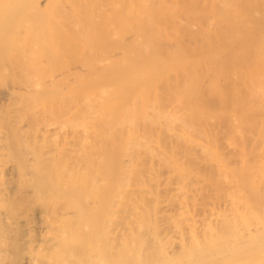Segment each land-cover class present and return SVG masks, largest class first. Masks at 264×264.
Listing matches in <instances>:
<instances>
[{
  "label": "bare ground",
  "instance_id": "obj_1",
  "mask_svg": "<svg viewBox=\"0 0 264 264\" xmlns=\"http://www.w3.org/2000/svg\"><path fill=\"white\" fill-rule=\"evenodd\" d=\"M263 34L264 0H0V264H263L261 207L212 221V161L222 155L212 146V74L232 70L237 50L260 59ZM214 44L232 52L214 47L212 59ZM59 45L79 52L78 65L58 70L80 82L69 79L78 113L70 108L68 136L51 119L37 126L39 104L63 92L50 68L52 55L71 59Z\"/></svg>",
  "mask_w": 264,
  "mask_h": 264
},
{
  "label": "rangeland",
  "instance_id": "obj_2",
  "mask_svg": "<svg viewBox=\"0 0 264 264\" xmlns=\"http://www.w3.org/2000/svg\"><path fill=\"white\" fill-rule=\"evenodd\" d=\"M233 18L234 19H236L237 20V17L235 18L234 16H233ZM233 19V20H234ZM238 19H239V17H238ZM239 20H242V17H240V19ZM239 20H237V21H239ZM8 32H10V31H8ZM261 36H262V34H260ZM259 35V36H260ZM263 36H264V34H263ZM256 38H258V35H257V37ZM262 39H264L263 37H262ZM262 40H260V42H261ZM234 43H231L230 42V44H228V45H230V47H231V49H238L236 46V44L235 43H237L236 41H233ZM263 43V42H262ZM231 44H234V45H232L231 46ZM214 45H216V46H213L212 48H218V44H214ZM221 46L222 48H224V47H226L225 49L227 50V48L229 49V46ZM61 46V49L59 48ZM53 47H55V46H51V49L53 48ZM63 47V48H62ZM221 47H219L220 49H222ZM234 47V48H233ZM213 49V51H212V55H213V57H212V59L215 57L216 58V56H218L219 54H218V52L216 53V49ZM218 48V49H219ZM50 49V50H51ZM54 49H56V48H54ZM65 47L64 46H62V45H59L58 46V51L60 52V50H61V52L62 53H64L63 55H61L60 53V55L62 56V60H64L65 58H67V59H70V61H66V60H64L63 62H60L61 60H59V58L57 59V57H55L56 55H52V56H54L53 58H54V62L52 61V59L50 58L51 57V53L50 54H48V55H50L49 56V58H48V60H49V64H48V60H46L44 57L42 58L43 59V62L41 61L40 63H41V65H42V63H44L43 64V67H44V65H45V61L44 60H46L47 61V64H48V68L47 67H45L44 69L46 70V71H44V73L46 72L47 73V77L49 78V74H48V72H49V70H50V68L53 70H51V72L53 73L54 71H55V73L56 74H58V75H60V73L62 72V74L65 72L64 71V69L65 70H69V67L71 66L72 68L73 67H75L76 65H78L77 63H78V59H79V56L78 57H76L78 54H79V52H78V54H77V52H74V54L73 55H70L69 54V52H65ZM226 50H224V49H222V51H226ZM230 50V49H229ZM51 51H53L54 53L56 52L55 50H51ZM222 51H221V53H222ZM231 51V50H230ZM238 51L239 50H237V52L235 53L236 55H235V59L237 60V57L236 56H243V58L245 59L246 57H247V55H251V54H247L246 55V53H244L243 51H239V53H238ZM226 52H228V51H226ZM232 52V51H231ZM57 53V52H56ZM215 53V54H214ZM243 53V54H242ZM58 54V53H57ZM58 54V55H59ZM68 54V56L67 57H65L66 55ZM216 54H218V55H216ZM238 54V55H237ZM47 55V56H48ZM59 55V56H60ZM75 55V56H74ZM244 55H246V57H244ZM254 54H252L251 56H253ZM259 55H260V53H259ZM72 56V57H71ZM249 57V59H250V61L252 60V64H253V61L254 60H256V59H254V58H252V57ZM255 56V55H254ZM258 56V55H257ZM256 56V58H260V59H257L256 61H255V65H254V67L256 68V70L255 69H253L254 67H253V65L250 63V65H249V63H248V61L246 62V61H243V65L242 66H240V67H238L239 65H240V63H238L239 65L237 66V64H236V60L233 62V63H235V64H231V69L232 70H230V68H226L227 69V71H228V69H229V71L227 72V71H224V72H226L227 74H228V76L226 77L225 75H227V74H225V73H223L224 74V76H223V74H222V79L220 78V77H218V75H220V74H218V75H216V73L218 72L219 73V71H221V70H217L218 69V67H221V65H219L218 67H217V69H215L217 72H215V73H213L212 74V76H216V79L214 78L213 79V77H212V91H214L213 92V95H214V93H218V94H216V95H214L216 98H218V101H217V99L215 100V101H217L218 102V104H221L222 105V103L224 104H226V102H227V106L224 104V105H220V106H218V104H216V105H214L213 106V109H212V129H213V131H212V133H214V134H212V137H213V135L215 136L214 138H215V140H214V138H213V140H212V146L213 147H215V149L214 150H217L216 148L220 145V148L218 147V149L219 150H217L218 152L220 151H222V155L224 154V156H222L221 155V153L219 154L218 153V157L219 158H216V159H219L218 161H220V163H218L217 162V160L216 159H213V161H212V221L214 222V224H216V222L217 221H221L222 219V216H225V215H227V217H230V219L229 220H231V222H232V217H233V219H236V218H238L240 215H242L243 213H252V212H248V211H250V208L254 211V213L255 214H257L258 212H261V213H263L262 211H260V209H258V207H261V210H264V209H262V207H264V202L262 201V203L263 204H261L260 205V202H261V198H263V197H261L260 195L261 194H263L264 195V171H262V170H264V115H261L260 114V116H258L257 115V112H258V110L260 109H263L264 110V99L262 98V96H260L259 94H258V96H257V93L255 92L257 89H258V83L259 82H257V81H259V79H260V81L262 80V82H260V84H259V86L261 85L262 87H264L263 85H264V79H262V77L264 76H262L261 74H264V69H262V71H263V73L262 72H260V70H261V68H262V66H264L263 64V62H262V60H264V52H261V56H258L257 57ZM68 57H70V58H68ZM263 57V58H262ZM241 58V57H240ZM248 58V57H247ZM262 58V59H261ZM57 59V60H56ZM61 59V58H60ZM55 60L56 61H59V63L57 62H55ZM74 60H76L77 61V63H76V61L74 62ZM50 61H52V64H51V62ZM257 61H260V63L259 62H257ZM68 62H70L72 65L75 63V65L74 66H72V65H70V63H68ZM53 63H54V65H56L55 66V70L53 69ZM61 63H64V64H62L61 65ZM248 63V64H247ZM50 64H51V66H50ZM68 66H67V65ZM246 64V65H245ZM61 65V70H62V68L64 67V69L61 71V70H59L60 69V66ZM63 65H66V67L65 66H63ZM258 65H260V66H258ZM49 66H50V68H49ZM213 66H214V64H213ZM232 66H236V67H232ZM248 66V67H247ZM42 67V68H43ZM70 67V68H71ZM58 68V69H57ZM233 68H235L237 71H235V69L233 70ZM249 68H250V70H249ZM258 68H259V70H258ZM43 69V70H44ZM60 71V73H58L59 71ZM251 70H255V71H257V72H254V71H251ZM232 71V72H231ZM233 71H235L234 73H233ZM50 72V73H51ZM232 73V76H230L231 75V73ZM252 74H259L258 72H260V75H261V77L259 78V76L260 75H252ZM51 73V74H52ZM230 73V74H229ZM236 73V74H235ZM56 74H53V75H56ZM60 75L59 77H57V79H59V80H57L56 79V83H55V86L56 87H54V88H57L58 89V91L60 90V91H63V92H60L59 94H61V95H56L57 97H55V96H52V97H55L54 99L53 98H50V100H54L53 102L52 101H50L49 100V102H51L50 104H52V109H51V107H47V106H49L50 104L48 103V101L47 102H45V104H43V102H41L40 104H39V125L37 124V126H40V128H43V126H41V123H44V122H46L47 121V123L50 121V119H51V122L52 121H54V122H52V124L53 125H55L57 122V124L55 125V127L57 128V129H60V130H62V132H60V133H64V136H68V133L70 132V129L71 128H69V127H65V124L66 125H69V124H67V123H69V118H71L70 120L72 121L73 119H74V117L75 118H77V116L76 115H74L75 113H78V111H76V110H78L76 107H78V106H76V104L75 103H77V102H73V100L72 99H70V98H68L69 96H70V92H72V93H74V91H76V93H77V89L79 88L78 86H80V82L78 81V80H76V78L74 77V79L73 78H71L72 76H70L69 78H68V76H66L65 77V75H64V77H63V75ZM44 76V75H43ZM41 77V78H39L40 80H42V82H44V83H41V82H39L40 83V85L42 84V86L45 84V80L46 79H48V78H46V77ZM62 76V77H61ZM52 76H50V78H51ZM217 77L218 78H220V80L218 81V79H217ZM223 77H226L227 79H225V78H223ZM231 77V78H230ZM46 78V79H45ZM49 78V79H50ZM63 78H65V80H67V82L63 79ZM259 78V79H258ZM47 80L48 81V84H49V81L50 80H52V83H53V86H54V81H53V77H52V79H50V80ZM72 80V82H73V80L74 81H76V84L77 83H79V85L77 84H75L74 86H76V87H78L77 89H74V91H72V90H70V89H72V87H71V85L72 84H70L69 82H70V80ZM65 81V82H60L61 84H59L58 82L59 81ZM215 80L217 81V85H218V88L216 89L215 88ZM226 80H227V82H229L230 81V83H227L226 82ZM7 81H9L10 83H11V81L10 80H5V82H6V84H8L7 83ZM47 81H46V83H47ZM50 83H51V81H50ZM51 83V84H52ZM58 83V84H57ZM68 84V85H66V84ZM227 83V84H226ZM51 84H49V86L51 85ZM64 86H63V85ZM231 84V85H230ZM11 85V84H10ZM70 85V86H69ZM158 85H161L160 87H163V85H162V82L159 84L158 83ZM228 85H230V87H227ZM7 86V85H6ZM8 86H9V84H8ZM41 86V87H42ZM52 86V87H53ZM61 86V87H60ZM69 87H71V88H69ZM59 88H61V89H59ZM63 88H66V89H63ZM68 88V89H67ZM75 88V87H74ZM226 88V89H225ZM227 88H230V93H229V91H227ZM233 88V89H232ZM261 87H259V89H260ZM53 89V88H52ZM56 90V89H55ZM54 90V91H55ZM66 90H70V91H68L69 93H66L67 91ZM65 91V92H64ZM227 91V92H226ZM56 92V94H57V91H55ZM176 92H178V91H175L174 92V94L176 93ZM67 94H68V96H67ZM172 95V96H174V98L176 97L175 95H179L178 93H176L175 95ZM220 94H222V96L224 95L225 96V98L227 99V100H223L222 101V99H223V97L221 98L220 97ZM231 94V95H230ZM53 95H55V93H53ZM77 95V94H76ZM152 97H154L152 94H150ZM226 95H228V98H227V96ZM73 96H74V94L71 96V98H73ZM241 96H243V98L241 97ZM77 97V96H76ZM75 97V98H76ZM230 97V98H229ZM74 98V99H75ZM173 97H172V100H171V102L173 101V99H174ZM177 98H179V96H177ZM219 98H220V100H219ZM224 98V99H225ZM263 99V100H259V99ZM72 100V102L75 104H71V101ZM151 100V99H150ZM170 100V99H169ZM169 100H165V102H164V109L163 110H165V111H168L169 109H168V107L166 108L165 106H166V103L167 104H175V102H179V101H176V99H174L175 100V102L173 101L172 103L169 101ZM178 100V99H177ZM167 101H169V103L167 102ZM220 101H222V102H220ZM229 101V102H228ZM234 101V102H233ZM55 102V103H54ZM47 103V104H46ZM229 103V104H228ZM234 103L236 104V105H234ZM242 103V104H241ZM163 104V103H162ZM162 104H159L160 106H162ZM177 104V103H176ZM175 104V105H176ZM238 104H239V106H238ZM243 104H245V108H244V105ZM46 105V107H44V106ZM72 105L76 108V110H74V108H72ZM178 105V104H177ZM168 106V105H167ZM170 106H172V105H170ZM169 106V107H170ZM216 106H218V107H216ZM176 107V106H175ZM179 108V110H177L178 108ZM176 108L177 109H174V107H171V108H173V110H174V112H180V111H182V110H180V109H182L183 108V106H182V104L180 103V106L178 105ZM181 107V108H180ZM70 108H72L73 109V113L70 111ZM171 108H170V113L171 114H173L172 113V111L173 110H171ZM215 108V109H214ZM71 109V110H72ZM168 109V110H167ZM227 110H228V113H227ZM246 110V111H245ZM257 110V111H256ZM262 110V111H263ZM74 111H76V112H74ZM225 111H226V113L228 114H225ZM244 111V112H243ZM176 112V113H177ZM63 113V114H62ZM69 113H71V114H73V117H69L70 116V114ZM169 113V112H168ZM218 113V114H217ZM221 113H223L224 115H227V118H226V116L224 117V118H222L220 115H222ZM243 113H244V115H243ZM42 114V115H41ZM69 114V116H67V115ZM217 114V115H216ZM245 114H247V115H245ZM250 114V115H249ZM263 114H264V112H263ZM46 115V118L44 117ZM215 115V116H214ZM257 115V116H256ZM41 116V117H40ZM64 116V117H63ZM67 116V117H66ZM72 116V115H71ZM254 116V117H253ZM59 117H61V118H59ZM66 117V118H65ZM215 117V118H214ZM217 117V118H216ZM228 117H229V119H228ZM240 117H241V122H239L240 121ZM245 119V120H243V118ZM250 117V118H249ZM257 117H259V118H257ZM262 117V120L260 119ZM40 118H42V119H40ZM68 118V119H67ZM73 118V119H72ZM220 120H223V121H220ZM46 119V120H45ZM62 119H63V121H62ZM68 121H67V120ZM224 119L226 120H228L227 122L226 121H224ZM49 120V121H48ZM57 120H59V121H57ZM60 120H61V123L59 124V122H60ZM76 119H74L73 120V122L75 121ZM216 120L218 121L219 120V122H216ZM248 120V121H247ZM67 121V122H66ZM251 121V124H249V122ZM263 121V122H262ZM41 122V123H40ZM56 122V123H55ZM223 122H226V124L225 123H223ZM247 124H246V123ZM252 122H253V124H254V126H255V128L256 129H252L254 126H251V125H253L252 124ZM62 123H64V125H62ZM215 123V124H214ZM217 123V124H216ZM218 123H222L221 125L220 124H218ZM229 123V124H228ZM214 124V125H213ZM224 124H225V126H224ZM228 124V125H227ZM249 124V125H248ZM44 126L46 125V123H44L43 124ZM71 125V124H70ZM216 125H218V126H216ZM224 126L223 128H224V130H223V128L221 127V126ZM256 125H257V127H256ZM64 126V127H63ZM216 126V127H215ZM228 126H230V127H228ZM249 126H251V127H249ZM54 127V126H53ZM54 127V128H55ZM263 127V128H262ZM53 128V129H54ZM62 128V129H61ZM66 128H68L69 130H68V133L66 132L67 131V129ZM222 128V129H221ZM226 128V129H225ZM228 128V129H227ZM262 128V129H261ZM64 129V130H63ZM59 130V131H60ZM57 132V131H56ZM260 132V133H259ZM59 132H57V134H58ZM60 133H59V135H60ZM65 133H67V134H65ZM59 135H57V138L58 137H62V136H59ZM218 135V138H216V136ZM249 136V137H248ZM42 138V137H41ZM56 138V139H57ZM254 138V139H253ZM62 139H63V137H62ZM219 141H218V140ZM42 140V139H41ZM247 141H250V143L249 142H247ZM251 141H253V142H251ZM213 142H214V144H213ZM219 143V144H215V143ZM246 144H250V145H252L253 147H251L250 145H249V147L248 148H246V150H244L245 149V146H247ZM214 145H216V146H214ZM181 146V145H180ZM178 147V146H177ZM212 147V148H213ZM232 147H233V149H235V153L236 154H232L231 152L233 151L232 150ZM235 147V148H234ZM182 148V146L180 147V149ZM251 148H252V150H251ZM179 149V148H178ZM177 149V150H178ZM180 149L178 150V151H180ZM223 149V150H222ZM226 149V150H225ZM177 150H175V151H177ZM224 150H225V153H224ZM230 150H231V152H230ZM243 150L245 151V153H246V157H244V152H243ZM249 150H251V152L253 153V155H252V153L251 152H248ZM256 150H258V152L256 151ZM174 151V152H175ZM227 151L229 152V154L227 153ZM254 151H255V153H254ZM234 152V151H233ZM243 152V153H242ZM226 153L228 154V158H227V156H225L226 155ZM248 153V154H247ZM250 153V154H249ZM256 153H258L257 155H256ZM262 153V154H261ZM216 155H217V153H216ZM250 155V156H249ZM252 155V156H251ZM215 156V155H214ZM214 156H212V157H214ZM230 156V157H229ZM218 163V164H215V163ZM261 167H263V169L261 170ZM222 169V170H220L219 171V169ZM251 168H252V170H251ZM251 170V172H252V174H250L249 173V170ZM243 170V171H242ZM167 170H165V172H166ZM240 171H242V173L240 172ZM254 171H256L255 173H254ZM165 172H163V173H165ZM168 172V171H167ZM255 174V175H254ZM167 174H165L164 176H166ZM253 175H254V179H255V182H258V183H255L256 185L257 184H261L262 186H261V188H260V193L261 194H259V190L258 189H256V190H258L257 192L258 193H256V191L254 190V193L253 192H251V193H249V188H248V185H247V187H246V178H250V181H253L254 179H253ZM163 176V178H165L166 179V177H164ZM252 177V180H251V177ZM167 177H169V176H167ZM263 181V182H262ZM254 183V182H253ZM244 184H245V186H244ZM245 187H246V189H245ZM260 187V186H259ZM259 187H257V188H259ZM248 188V189H247ZM256 188V187H255ZM218 194V195H217ZM221 198H220V197ZM218 197V198H217ZM220 198V199H219ZM218 199L219 200H221L220 202L218 201ZM217 200V201H216ZM264 200V199H263ZM237 207H239V214H240V212H241V214L237 217L236 215H233L232 216V214H233V212L234 211H236L237 210ZM240 207H242V208H240ZM256 207V208H255ZM251 210V211H252ZM228 212V214H229V216H228V214L226 213H224L223 214V212ZM256 211H257V213H256ZM230 213H232V214H230ZM237 215H238V211H237V213H236ZM232 216V217H231ZM235 216V217H234ZM258 217H260V219H261V221H263L264 222V220H262V218H264V216L262 217V215L260 214V215H257ZM235 221H237V222H240V219H236V220H233V223L235 222ZM262 225H264V223H261ZM262 227H264V226H262ZM262 231H264V228H262L261 229ZM263 256V257H262ZM262 256H260L259 258H260V260H262L263 261V259L262 258H264V255H262ZM262 257V258H261ZM255 260V261H254ZM258 260V261H257ZM256 260V258H254L252 261H254V262H251V261H249V260H247V261H243V260H241L240 262H242V263H240L239 262V260H237V262H235L234 264H261V263H259L260 261H259V259H257ZM264 262V261H263ZM227 264H233V263H227ZM264 264V263H263Z\"/></svg>",
  "mask_w": 264,
  "mask_h": 264
}]
</instances>
